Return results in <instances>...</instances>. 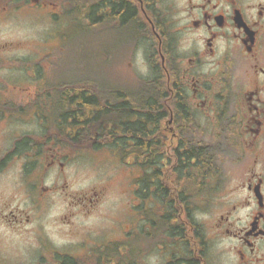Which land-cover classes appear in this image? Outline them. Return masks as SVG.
Returning a JSON list of instances; mask_svg holds the SVG:
<instances>
[{
  "label": "flooded vegetation",
  "instance_id": "flooded-vegetation-1",
  "mask_svg": "<svg viewBox=\"0 0 264 264\" xmlns=\"http://www.w3.org/2000/svg\"><path fill=\"white\" fill-rule=\"evenodd\" d=\"M64 1L72 5L0 0V22L52 19ZM80 3L88 28L104 32L108 60L139 56L141 76L158 81L151 96L143 81H106L102 97L60 96L45 72L51 52L33 47L43 39L0 59V68L24 73L0 81V264H264V0ZM12 49L0 47V56ZM95 119L108 128H94ZM208 131L214 150L203 140ZM132 148L150 156L127 160ZM79 152L127 153L115 160L123 202L112 228L97 211L111 180L74 193L67 181L58 187V169L70 159L63 154ZM18 199L24 208H11ZM48 199L75 208L72 218L97 212L103 229H67L58 245L38 208ZM24 231L26 252L6 253L4 236Z\"/></svg>",
  "mask_w": 264,
  "mask_h": 264
},
{
  "label": "rangeland",
  "instance_id": "rangeland-1",
  "mask_svg": "<svg viewBox=\"0 0 264 264\" xmlns=\"http://www.w3.org/2000/svg\"><path fill=\"white\" fill-rule=\"evenodd\" d=\"M88 25L89 22L86 21L84 14L79 10L71 8L65 1L62 8L58 11V17H53L52 19L46 18L37 20L28 16L25 18H12L1 21L0 47L3 46L5 49H13L10 53L9 51L5 54L3 53L0 59L5 61L13 55L17 56V53H15L17 49H28L24 47L25 44L27 45L28 43L43 39L42 43L38 41L33 44V47L37 52L39 50H41V52H51L52 50L58 49V70L55 73H58V80L62 82L66 81V76L70 73H74L76 76L78 74H86L87 78L89 77L92 82H97L99 85L102 84L101 81L93 79L96 76L102 77L105 72L115 73L112 81L114 83L118 82L119 84L135 82L139 75H145L143 65H141L139 61V56L127 55L125 58L113 57L112 60L106 61V56L103 54L105 41L104 32L101 31L102 28L99 30L96 29L95 31L90 30ZM79 26L88 29L83 30ZM56 33H58V37L54 36ZM6 44L9 46H5ZM30 48H32V46H30ZM38 55L39 54H36V56ZM45 64L48 67L47 76L51 78L56 70V68L53 69L55 64L54 57H48ZM23 74V72H11L3 67L0 68V81H8ZM18 80L22 81V83L26 81H23V79ZM7 96H9L8 93ZM214 139L215 138L209 131L206 137L203 138L204 143L207 147H211V150H214L216 146ZM110 155L112 154L108 152L99 154L79 152L76 155L75 153H64V158H62L65 159L68 157L70 159H67L69 162L65 164L62 171L58 169V187L63 186L65 184L64 181H67L69 184L68 191L74 193L80 188L97 184L100 179L111 180L114 187L110 191V195H107L104 206L97 211L101 216L103 213L109 215L110 226L112 228L115 224L112 221L117 218L120 202H123L122 196L119 194L121 188L119 182L123 176V172L122 168L114 161L116 159L113 157L111 158ZM24 205V201L20 199L11 200L10 203L11 208L21 209L24 208ZM105 207L107 209H104ZM38 208L43 211V215L46 216V221L44 222L47 231L46 235H52L58 231V245L63 244L64 238L60 235L67 229L71 230L76 227H91L97 231L103 229L101 226L103 223L97 212L84 218H72L68 215L70 213L68 210H72L70 213L72 215L78 212L75 211L73 207L64 206V203L59 199L58 202L52 199H48L45 202L42 201V206ZM57 216L58 223L54 222ZM62 216H67L64 220L68 223H61L60 218H62ZM107 228H109V226L105 227V229ZM4 237L8 240V243L4 245V249L6 248L7 251H5L6 253H15L17 248L26 252V231L16 234L10 233Z\"/></svg>",
  "mask_w": 264,
  "mask_h": 264
},
{
  "label": "trees",
  "instance_id": "trees-1",
  "mask_svg": "<svg viewBox=\"0 0 264 264\" xmlns=\"http://www.w3.org/2000/svg\"><path fill=\"white\" fill-rule=\"evenodd\" d=\"M83 11H85V10H83ZM82 29L84 30L85 28H82ZM51 57H54V59H55L54 65L56 67H58V55H56V56L52 55ZM106 61H108V59H106ZM87 72H88V67H87ZM114 75H115V73H113V72H111V73L105 72V74H103L102 77L96 76L93 80H100L101 83H104L106 81H112ZM57 76H58V73H55V74H53V76L51 78L48 77V80L49 79L58 80ZM66 78H67L66 81H63L66 83L58 84V91L61 93V94H59L60 96L63 95L64 91L78 92L77 95H79V96H86L87 95L86 91H89L90 94L95 96V97L104 96V90H105L104 86H102V85L96 86L99 84H97V82H92L89 77L87 78L86 74H78L76 76V74L70 73L69 75L66 76ZM144 80L145 79H142L140 77L137 78V81H139V82L143 81V83H144V85L142 87L143 96L153 95L152 89H153V86L155 85L156 81H158V80L155 78L147 80V82H145ZM58 82H62V81L58 80ZM98 83H100V82H98ZM158 83L156 84V85H158V88H155V89H157V95L161 97V96L165 95L166 90L162 85H160V83L159 84ZM74 94H76V93H74ZM144 110H145V108H144ZM89 122L92 123L95 128L106 129L109 126L108 124H103L102 127H98V124L100 121H97V119H95L93 121H89ZM126 123H127V127H130V128H134L136 126V122H134V121H127ZM141 128H144V125H142ZM129 140H131L132 144L135 145V142H136L135 137H131V138L127 137L126 141H129ZM104 141L110 145H113L114 144V137L111 134H107V135L105 134L104 135ZM117 141H118V144L121 145L122 138H118ZM129 152H132V153H128L127 160L132 159L131 161H133V162L140 161V159L145 160L146 159L145 155L150 156V153H144L141 155V156H143V158H140L139 154L134 151V148H132ZM116 154L119 157L123 158L127 153L120 152V153H116ZM128 162H130V161H128Z\"/></svg>",
  "mask_w": 264,
  "mask_h": 264
},
{
  "label": "bare ground",
  "instance_id": "bare-ground-1",
  "mask_svg": "<svg viewBox=\"0 0 264 264\" xmlns=\"http://www.w3.org/2000/svg\"><path fill=\"white\" fill-rule=\"evenodd\" d=\"M123 118V117H122Z\"/></svg>",
  "mask_w": 264,
  "mask_h": 264
}]
</instances>
